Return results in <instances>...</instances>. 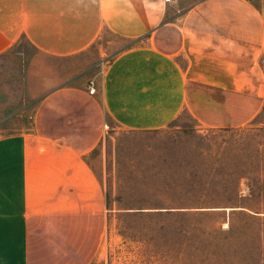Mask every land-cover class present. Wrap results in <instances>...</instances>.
I'll return each mask as SVG.
<instances>
[{"label": "crops", "instance_id": "1", "mask_svg": "<svg viewBox=\"0 0 264 264\" xmlns=\"http://www.w3.org/2000/svg\"><path fill=\"white\" fill-rule=\"evenodd\" d=\"M185 113H264V0H0V264H104L106 117Z\"/></svg>", "mask_w": 264, "mask_h": 264}, {"label": "rangeland", "instance_id": "2", "mask_svg": "<svg viewBox=\"0 0 264 264\" xmlns=\"http://www.w3.org/2000/svg\"><path fill=\"white\" fill-rule=\"evenodd\" d=\"M105 145L106 198L117 211L104 264H264V113L235 129L203 128L185 113L154 132L106 117ZM189 191L205 196L195 206L206 215L171 208Z\"/></svg>", "mask_w": 264, "mask_h": 264}, {"label": "trees", "instance_id": "3", "mask_svg": "<svg viewBox=\"0 0 264 264\" xmlns=\"http://www.w3.org/2000/svg\"><path fill=\"white\" fill-rule=\"evenodd\" d=\"M200 199H205V196L204 195L202 196L201 194L198 195V192L194 193L193 191H189L188 194L183 195V196L174 195L173 198L171 199L174 207H171V208L175 210H179V209L185 210L182 213L183 215H186V216L206 215L207 213L206 211H203V207L195 206V203H196L195 201H201ZM179 202H186L185 204L186 207H176ZM231 208L234 209L233 211H235L234 212L235 214H240L242 211V210H239V209H242L240 206H232Z\"/></svg>", "mask_w": 264, "mask_h": 264}, {"label": "built area", "instance_id": "4", "mask_svg": "<svg viewBox=\"0 0 264 264\" xmlns=\"http://www.w3.org/2000/svg\"><path fill=\"white\" fill-rule=\"evenodd\" d=\"M90 92H91V93H94V92H95V89H94V88H91V89H90Z\"/></svg>", "mask_w": 264, "mask_h": 264}]
</instances>
